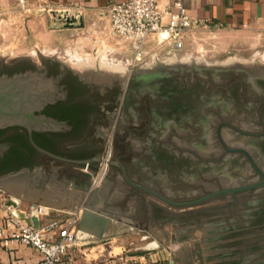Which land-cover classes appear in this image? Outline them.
I'll list each match as a JSON object with an SVG mask.
<instances>
[{"label":"flooded vegetation","instance_id":"obj_1","mask_svg":"<svg viewBox=\"0 0 264 264\" xmlns=\"http://www.w3.org/2000/svg\"><path fill=\"white\" fill-rule=\"evenodd\" d=\"M26 72L53 80L44 91L54 98L34 111L31 128L0 127V188L67 212L93 207L162 242L176 237L159 234L166 224L225 230L247 213L253 235L226 263L264 264L255 261L264 184L254 186L264 181L263 63L156 59L113 73L56 56L0 58V77Z\"/></svg>","mask_w":264,"mask_h":264},{"label":"rangeland","instance_id":"obj_2","mask_svg":"<svg viewBox=\"0 0 264 264\" xmlns=\"http://www.w3.org/2000/svg\"><path fill=\"white\" fill-rule=\"evenodd\" d=\"M48 10L51 9L48 8L42 12V7H40L35 13V10L21 6L19 9L6 11L4 20L6 22L2 24L0 31V58L18 56L35 58L39 56L37 52L39 51L44 56H56L68 65L77 68H95L99 65L100 68L121 72L139 65H133L130 51L119 49L118 46L121 44L117 42V38L106 35L107 29L89 25L84 19L83 26L64 27L59 20H54L48 15ZM101 30L106 32L101 33ZM169 49L163 48L156 56L149 57L144 64H151L156 59L172 58L184 62L196 60L208 64L228 60L255 61L264 64V29L260 27L232 29L203 23L188 34L184 49L168 52ZM98 169L97 171L100 172L102 169L100 165ZM2 199H6L7 202L13 199L22 208L30 203L47 205L41 200L19 198L14 192L0 188V200ZM47 207L52 209V217H60L62 214L64 217H71L74 213L49 205ZM243 211L252 210L249 207ZM75 213L80 218V211ZM244 214V218L238 217L236 222H233L236 228L228 225L225 230L221 227L215 228L210 224L201 226L188 224L175 228L166 224L163 228H159L158 232L161 234L163 230H166L170 234L176 233L174 240L169 242H162L151 237L141 239L147 233L125 223L129 228L117 236L98 240L86 235V238L80 240L78 247L70 251L65 262L68 264H138L140 257L150 252H157L161 255L169 253L172 261L176 257L175 263L177 264H227L226 262L232 260L236 262L242 257L240 254L242 248L247 247L244 241L252 236L254 231L251 221L246 218L247 213ZM213 229L216 233L209 234V231ZM178 231H189L190 235L184 237L187 233L177 234ZM232 233H238V236H230ZM224 235L230 237L213 240L217 236ZM150 243L155 246L153 250L142 249ZM263 243L262 241L255 243L257 247L255 254H261L255 259L256 262H264ZM227 253L230 255L226 256ZM184 254L187 256V261L180 259ZM250 255L253 253L244 252L243 256ZM165 263V261H160L159 264Z\"/></svg>","mask_w":264,"mask_h":264},{"label":"built area","instance_id":"obj_3","mask_svg":"<svg viewBox=\"0 0 264 264\" xmlns=\"http://www.w3.org/2000/svg\"><path fill=\"white\" fill-rule=\"evenodd\" d=\"M187 1L166 0L162 4L161 0H124L110 6L111 34L129 49L133 65L145 63L163 48H170L168 52L184 49L188 34L203 24L189 15ZM19 4L25 8L26 2L19 0ZM41 7L42 11L48 9L43 3ZM5 15L6 11L0 9V23ZM107 167L108 162L103 161L100 178ZM51 210L43 204L30 203L22 208L0 200V243L17 242L35 248L40 258L32 264H66L65 257L80 243L79 216L73 213L71 217H52ZM19 213L37 217L39 226L20 218Z\"/></svg>","mask_w":264,"mask_h":264},{"label":"crops","instance_id":"obj_4","mask_svg":"<svg viewBox=\"0 0 264 264\" xmlns=\"http://www.w3.org/2000/svg\"><path fill=\"white\" fill-rule=\"evenodd\" d=\"M118 1L124 0H25V7L35 10L34 12L37 13L43 3L50 9L76 11L89 25L107 29V32L101 30V33L106 32V35L110 36L112 34L108 9ZM161 2L164 4L166 0H161ZM20 7L19 0H0L1 10L8 12ZM187 8L192 18L203 23L226 26L232 29H250L253 27L264 29V0H188ZM4 20L0 23V31L2 24L6 22ZM112 37L115 36L112 35ZM120 44L119 49L129 52L123 43L120 42ZM152 248V246L142 247L145 251L153 250ZM186 254L180 258L182 261H187ZM170 256L169 253L161 255L157 252H150L141 256L138 264H159L160 261H165V264H177L175 263L176 257L172 261ZM39 258V252L30 246L17 242L9 243V245L0 243V264H32ZM67 258L68 255L65 259Z\"/></svg>","mask_w":264,"mask_h":264},{"label":"water","instance_id":"obj_5","mask_svg":"<svg viewBox=\"0 0 264 264\" xmlns=\"http://www.w3.org/2000/svg\"><path fill=\"white\" fill-rule=\"evenodd\" d=\"M46 10L42 11L45 12ZM48 15L54 19L59 20L64 27L83 26V17L76 11L67 9H51L48 10ZM39 56L42 54L37 51ZM44 56V55H42ZM77 70L82 71L83 68L71 66ZM86 69V68H85ZM94 69V68H87ZM102 70H108L101 68ZM113 73H119L112 71ZM54 82L51 79L45 78V75L39 72H26L22 74H14L12 76L3 75L0 77V127L20 125L31 128L33 121L37 119L34 111L42 108L45 102L51 101L54 96L45 93V87L52 85ZM30 139L32 144L42 152H47L39 147L32 139L31 132ZM200 144V143H198ZM109 153H106L103 161L108 162ZM197 170H193L188 176L189 182L193 183L198 181ZM197 177V178H195ZM195 178V180H192ZM132 184L145 188L139 184L130 181ZM226 182V181H224ZM259 182L254 186L263 185ZM8 205L17 206L18 202L10 199ZM80 211V218L77 225V239L80 241L88 236L103 240L109 236H117L122 231L129 228L130 224L127 221H122L116 217L100 211L93 207H84ZM20 218L25 219L28 223L33 224L35 227L39 226L37 217H26L24 214L19 213ZM126 223V224H125ZM150 243L148 246H152ZM154 249L155 246H152Z\"/></svg>","mask_w":264,"mask_h":264}]
</instances>
